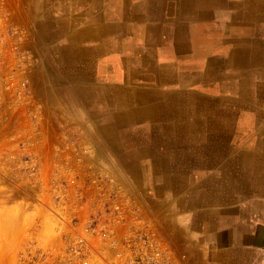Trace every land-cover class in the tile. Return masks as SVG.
<instances>
[{"label": "crops", "instance_id": "obj_1", "mask_svg": "<svg viewBox=\"0 0 264 264\" xmlns=\"http://www.w3.org/2000/svg\"><path fill=\"white\" fill-rule=\"evenodd\" d=\"M97 1L49 6L65 24L50 58L82 106L66 121L97 122L173 264H264V0Z\"/></svg>", "mask_w": 264, "mask_h": 264}, {"label": "rangeland", "instance_id": "obj_2", "mask_svg": "<svg viewBox=\"0 0 264 264\" xmlns=\"http://www.w3.org/2000/svg\"><path fill=\"white\" fill-rule=\"evenodd\" d=\"M64 3L0 0V264H48L42 255L53 235L52 196L85 190L66 184L73 177L88 187L110 179L151 216L132 172L100 159L89 138L97 122L66 121L81 115V106L65 91L62 63L50 58L49 48L65 28L63 18L49 20V6L63 11Z\"/></svg>", "mask_w": 264, "mask_h": 264}, {"label": "built area", "instance_id": "obj_3", "mask_svg": "<svg viewBox=\"0 0 264 264\" xmlns=\"http://www.w3.org/2000/svg\"><path fill=\"white\" fill-rule=\"evenodd\" d=\"M98 182L88 187L85 179L73 177L66 184L84 191L52 196L53 235L44 247V263L173 264L146 207L112 180Z\"/></svg>", "mask_w": 264, "mask_h": 264}, {"label": "bare ground", "instance_id": "obj_4", "mask_svg": "<svg viewBox=\"0 0 264 264\" xmlns=\"http://www.w3.org/2000/svg\"><path fill=\"white\" fill-rule=\"evenodd\" d=\"M48 1H50V0H48ZM76 1H77V0H76ZM92 1H93V0H92ZM95 1H97V0H95ZM99 1H100V0H99ZM99 1H97V2H99ZM174 1H175V0H174ZM174 1H173V2H174ZM208 1H209V0H208ZM212 1H213V0H212ZM217 1H218V0H217ZM101 2H102V1H101ZM183 2H184V1H183ZM193 2H194V1H193ZM193 2H192V3H193ZM196 2H197V1H196ZM71 3H72V2H71ZM71 3H70L69 5H71ZM212 3H213V2H212ZM78 4H79V3H78ZM96 4H97V3H96ZM53 5H54V4H53ZM168 5H169V4H168ZM182 5H183V4H182ZM194 5H195V4H194ZM57 6H58V5H57ZM74 6H76V4H75ZM55 7H56V6H55ZM132 7H133V6H132ZM183 7H184V6H183ZM134 8H135V7H133V9H134ZM158 8H159V7H158ZM87 9H88V8H87ZM94 9H95V8H94ZM96 9H97V8H96ZM142 11H143V10H142ZM170 11H171V10H170ZM175 11H176V10H175ZM189 11H190V10H189ZM77 12H78V11H77ZM77 12H76V13H77ZM92 12H93V11H92ZM105 12H106V11H105ZM168 12H169V11H168ZM78 13H79V12H78ZM95 13H96V12H95ZM164 13H165V12H164ZM44 14H45V13H44ZM105 14H106V13H105ZM166 15H167V14H166ZM171 15H172V14H171ZM173 15H174V14H173ZM88 16H89V14H88ZM105 16H106V15H105ZM189 16H190V15H189ZM172 18H173V17H172ZM43 19H44V18H43ZM92 19H93V18H92ZM95 19H96V18H95ZM100 19H101V17H100ZM175 19H176V18H175ZM182 19H183V18H182ZM66 20H67V19H66ZM81 20H83V19H81ZM54 21H55V20H54ZM180 21H181V20H180ZM93 22H94V21H93ZM168 22H169V21H168ZM99 23H100V22H99ZM117 23H118V22H117ZM117 23H116V25H118ZM177 23H178V22H177ZM174 24H175V23H174ZM103 25H104V24H103ZM69 26H70V25H69ZM148 26H149V25H148ZM51 27H52V25H51ZM84 27H85V26H84ZM97 27H98V26H97ZM145 27H146V26H145ZM85 28H86V27H85ZM90 28H91V27H90ZM148 28H149V27H148ZM58 29H59V28H58ZM83 29H84V28H83ZM132 29H133V28H132ZM45 30H46V29H45ZM73 30H74V29H73ZM133 30H134V29H133ZM133 30H132V31H133ZM138 30H139V29H138ZM154 30H155V29H154ZM83 31H84V30H83ZM122 31H123V30H122ZM132 31H131V32H132ZM166 31H167V30H166ZM166 31H165V32H166ZM175 31H176V30H175ZM113 32H114V31H113ZM115 32H116V31H115ZM176 32H177V31H176ZM176 32H175V33H176ZM76 33H77V32H76ZM150 33H151V32H150ZM58 34H59V33H58ZM58 34H57V35H58ZM102 34H103V33H102ZM116 34H117V33H116ZM116 34H115V35H116ZM57 35H56V36H57ZM66 35H67V34H66ZM152 35H153V33H152ZM143 36H144V35H143ZM65 37H66V36H65ZM123 37H124V36H123ZM136 37H137V36H136ZM190 37H191V36H190ZM119 38H120V37H119ZM121 38H122V37H121ZM155 38H156V37H155ZM188 38H189V37H188ZM70 39H71V38H70ZM106 40H108V39H106ZM127 40H128V39H127ZM150 40H151V39H150ZM49 41H50V40H49ZM44 42H45V41H44ZM46 42H47V41H46ZM74 42H75V41H74ZM175 42H176V40H175ZM183 42H184V41H183ZM103 44H104V43H103ZM56 45H57V43H56ZM66 45H67V44H66ZM101 45H102V44H101ZM147 45H148V44H147ZM186 45H187V44H186ZM102 46H103V45H102ZM117 46H118V45H117ZM117 46H116V47H117ZM86 47H87V46H86ZM196 47H197V46H196ZM196 47H195V48H196ZM102 48H103V47H102ZM104 48H105V47H104ZM80 49H81V48H80ZM85 49H86V48H85ZM88 49H89V48H88ZM88 49H87V50H88ZM198 49H199V48H198ZM201 49H202V48H201ZM105 50H106V49H105ZM119 50H120V49H119ZM146 50H147V48H146ZM148 50L150 51L149 48H148ZM234 50H235V49H234ZM88 51H89V50H88ZM116 53H117V52H116ZM146 53H147V52H146ZM151 53H152V52H151ZM103 54H104V53H103ZM108 54H109V53H108ZM113 54H114V53H113ZM113 54H112V55H113ZM153 54H154V53H153ZM85 55H86V54H85ZM56 56H57V55H56ZM95 56H96V55H95ZM103 56H104V55H103ZM202 56H203V55H202ZM59 57H60V56H59ZM105 57H106V56H105ZM118 57H119V56H118ZM143 57H144V56H143ZM71 58H72V57H71ZM147 58H148V57H147ZM131 59H132V58H131ZM54 60H55V59H54ZM120 61H121V60H120ZM135 61H136V60H135ZM155 61H156V60H155ZM69 62H71V61H69ZM73 62H74V60H73ZM63 63H64V62H63ZM75 63H76V62H75ZM120 63H121V62H120ZM142 63H143V62H142ZM145 63H146V62H145ZM70 64H71V63H70ZM72 64H74V63H72ZM93 64H94V63H93ZM135 64H136V63H135ZM135 64H133V65H135ZM62 65H63V64H62ZM110 65H111V64H110ZM136 65H137V64H136ZM148 65H149V64H148ZM168 65H169V64H168ZM64 66H65V65H64ZM69 66H70V65H69ZM93 66H94V65H93ZM142 66H143V65H142ZM144 66H145V65H144ZM151 66H152V65H151ZM87 67H90V66H87ZM129 68H130V67H129ZM162 68H163V67H162ZM210 68H211V67H210ZM56 69H57V68H56ZM72 69H73V68H72ZM138 69H139V68H138ZM147 69H148V68H147ZM163 69H164V68H163ZM163 69H161V70H163ZM90 70H91V69H90ZM210 70H211V69H210ZM42 71H43V70H42ZM65 71H66V70H65ZM93 71L95 72V70H93ZM121 71H122V70H121ZM158 71H159V70H158ZM79 72H80V71H79ZM139 72H140V71H139ZM139 72H138V73H139ZM62 73H63V72H62ZM81 73H82V72H81ZM143 73H144V72H143ZM146 73H147V72H146ZM125 74H126V73H125ZM164 76H165V75H164ZM131 78H132V77H131ZM129 79H130V78H129ZM161 79H162V78H161ZM161 79H160V80H161ZM43 80H44V79H43ZM45 80H46V79H45ZM131 80H132V79H131ZM91 82H92V81H91ZM125 82H126V81H125ZM137 82H138V81H137ZM162 82H163V81H162ZM138 83H139V82H138ZM142 83H143V82H142ZM146 83H147V82H146ZM151 83H152V82H151ZM80 84H81V83H80ZM93 84H94V83H93ZM111 84H112V83H111ZM130 84H131V83H130ZM115 85H116V84H115ZM126 85H127V84H126ZM135 85H136V84H135ZM123 86H124V85H123ZM114 88H115V87H114ZM145 88H146V87H145ZM90 89H92V88H90ZM90 89H89V90H90ZM97 89H98V88H97ZM116 89H117V88H116ZM85 90H86V89H85ZM87 90H88V89H87ZM114 90H115V89H114ZM51 91H52V90H51ZM135 91H136V90H135ZM140 91H141V90H140ZM150 91H151V90H150ZM84 94H85V93H84ZM102 94H103V93H102ZM106 94H107V92H106ZM133 94H134V93H133ZM122 95H123V94H122ZM124 95H125V94H124ZM54 96H55V95H54ZM74 96H75V94H74ZM126 96H127V95H126ZM104 97H105V96H104ZM87 98H88V97H87ZM100 98H101V97H100ZM108 99H109V98H108ZM136 99H137V98H136ZM55 100H56V99H55ZM90 100H92V99H90ZM75 102H76V101H75ZM155 102H156V101H155ZM150 103H151V102H150ZM87 104H88V103H87ZM79 105H80V104H79ZM100 105H101V104H100ZM112 106H113V105H112ZM138 106H139V105H138ZM75 107H76V106H75ZM121 107H122V106H121ZM148 107H149V106H148ZM103 108H104V107H103ZM106 108H107V107H106ZM118 108H119V107H118ZM129 108H131V107H129ZM136 108H138V107H136ZM155 108H156V107H155ZM78 109H79V108H78ZM104 109H105V108H104ZM81 110H82V106H81ZM112 110H113V109H112ZM139 110H140V109H139ZM161 110H162V109H161ZM95 111H96V110H95ZM101 111H102V110H101ZM121 112H122V111H121ZM137 112H138V111H137ZM157 112H158V111H157ZM85 113H86V112H85ZM141 113H142V112H141ZM122 114H123V113H122ZM125 114H127V112H126ZM145 114H146V113H145ZM157 114H158V113H157ZM88 115H89V114H88ZM103 115H104V114H103ZM111 115H112V114H111ZM158 115H159V114H158ZM161 115H162V114H161ZM139 116H140V115H139ZM99 117H100V116H99ZM99 117H98V118H99ZM158 117H159V116H158ZM169 117H170V116H169ZM156 118H157V117H156ZM162 118H163V117H162ZM109 120H110V119H109ZM132 122H133V121H132ZM155 122H156V121H155ZM155 122H154V123H155ZM105 124H106V123H105ZM159 125H160V124H159ZM93 126H94V125H93ZM160 126H161V125H160ZM174 129H175V128H174ZM100 131H101V130H100ZM102 131H103V130H102ZM100 133H101V132H100ZM104 139H105V138H104ZM123 159H124V158H123ZM126 161H127V160H126Z\"/></svg>", "mask_w": 264, "mask_h": 264}]
</instances>
